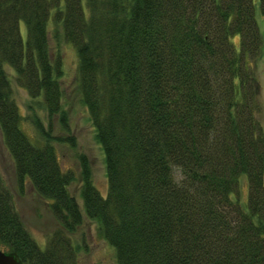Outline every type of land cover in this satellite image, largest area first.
Returning <instances> with one entry per match:
<instances>
[{
  "label": "trees",
  "instance_id": "1",
  "mask_svg": "<svg viewBox=\"0 0 264 264\" xmlns=\"http://www.w3.org/2000/svg\"><path fill=\"white\" fill-rule=\"evenodd\" d=\"M50 28L76 50L77 89L104 152L106 193L79 155L83 212L56 148L75 147L74 137L53 135L35 116L33 140L6 70L49 119L64 122L63 58ZM263 38L254 0H0L3 144L19 192L31 186L60 225L42 247L0 172V250L22 264H79L69 235L85 216L119 264H264L254 70Z\"/></svg>",
  "mask_w": 264,
  "mask_h": 264
},
{
  "label": "rangeland",
  "instance_id": "2",
  "mask_svg": "<svg viewBox=\"0 0 264 264\" xmlns=\"http://www.w3.org/2000/svg\"><path fill=\"white\" fill-rule=\"evenodd\" d=\"M255 18L261 34L264 36V16L261 13L258 0H254ZM53 28V27H52ZM50 28L52 37V47L60 50L63 58L65 75L61 78V84L64 88L62 99L63 109L66 119L63 122L60 115H55L50 119L46 111L33 102L27 91L19 86L15 81L13 71L6 67L7 74L11 81V87L15 101L23 117L22 128L35 141L39 140L36 129L32 124L35 116L43 122L45 127H49L53 135L66 136L68 134L74 137L76 146L72 147L68 143H56L59 158L66 169H72L75 174V181L69 186L72 195L75 196L83 212V204L80 195V164L79 155L85 154L90 162L93 180L102 193L107 191V176L104 161V152L101 144L96 139V133L93 123L90 119L87 108L81 101L77 89L76 76L78 57L75 48L63 40L61 32L59 38L53 36V30ZM239 37L233 39L238 42ZM264 39V38H263ZM238 49V47H237ZM257 78L259 80L260 92L258 102L260 111L258 119L262 125L264 134V40L261 56L256 60L254 66ZM0 172L12 192L16 209L28 229L30 234L44 247L51 234L60 228L59 223L51 213L46 201L40 197L31 186H28L25 193L19 192L13 170V162L8 154L2 140L0 132ZM239 197L243 208L247 207L248 197V179L245 174L240 176ZM77 249V263L79 264H119L115 249L106 240L98 236L96 224L87 217L83 216L82 224L77 230L69 235Z\"/></svg>",
  "mask_w": 264,
  "mask_h": 264
},
{
  "label": "water",
  "instance_id": "3",
  "mask_svg": "<svg viewBox=\"0 0 264 264\" xmlns=\"http://www.w3.org/2000/svg\"><path fill=\"white\" fill-rule=\"evenodd\" d=\"M0 264H22V261L15 252L0 250Z\"/></svg>",
  "mask_w": 264,
  "mask_h": 264
}]
</instances>
